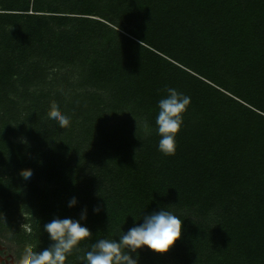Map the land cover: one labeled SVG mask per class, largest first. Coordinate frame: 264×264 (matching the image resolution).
Wrapping results in <instances>:
<instances>
[{
    "label": "trees",
    "instance_id": "obj_1",
    "mask_svg": "<svg viewBox=\"0 0 264 264\" xmlns=\"http://www.w3.org/2000/svg\"><path fill=\"white\" fill-rule=\"evenodd\" d=\"M168 87L191 98L173 156ZM161 210L181 238L138 264H264V0H0V244L14 259L78 220L65 264H84Z\"/></svg>",
    "mask_w": 264,
    "mask_h": 264
},
{
    "label": "clouds",
    "instance_id": "obj_2",
    "mask_svg": "<svg viewBox=\"0 0 264 264\" xmlns=\"http://www.w3.org/2000/svg\"><path fill=\"white\" fill-rule=\"evenodd\" d=\"M164 91L167 95L158 102L159 112L155 121L160 136L158 150L165 156H173L176 151V136L191 98L175 88L168 87ZM47 115L60 128L70 126V118L61 113L55 102L51 104ZM19 174L27 180L32 176V171L24 169ZM76 203L77 200L73 197L68 206L73 207ZM99 211L98 207L94 208V212ZM0 217L3 218L2 214ZM80 219H86V214L82 213ZM44 229L52 242L50 246L35 251V245L27 244L20 255L13 259V264H65L67 256L73 250H78L80 242L92 235L78 220L63 217L50 218ZM181 234L182 220L167 210H161L143 217L142 224L133 226L126 233L122 232L118 240L98 239L81 260L84 264H138V258L134 259L130 253H137L146 246L155 253L165 254L181 238Z\"/></svg>",
    "mask_w": 264,
    "mask_h": 264
},
{
    "label": "flooded vegetation",
    "instance_id": "obj_3",
    "mask_svg": "<svg viewBox=\"0 0 264 264\" xmlns=\"http://www.w3.org/2000/svg\"><path fill=\"white\" fill-rule=\"evenodd\" d=\"M0 248V264H13V257L7 250L6 246L1 244ZM11 256V257H10Z\"/></svg>",
    "mask_w": 264,
    "mask_h": 264
},
{
    "label": "rangeland",
    "instance_id": "obj_4",
    "mask_svg": "<svg viewBox=\"0 0 264 264\" xmlns=\"http://www.w3.org/2000/svg\"><path fill=\"white\" fill-rule=\"evenodd\" d=\"M2 243H5V242L2 241ZM5 244H6V243H5ZM6 245H7V244H6Z\"/></svg>",
    "mask_w": 264,
    "mask_h": 264
},
{
    "label": "water",
    "instance_id": "obj_5",
    "mask_svg": "<svg viewBox=\"0 0 264 264\" xmlns=\"http://www.w3.org/2000/svg\"><path fill=\"white\" fill-rule=\"evenodd\" d=\"M2 246H1V244H0V248H1ZM11 257V256H10Z\"/></svg>",
    "mask_w": 264,
    "mask_h": 264
}]
</instances>
